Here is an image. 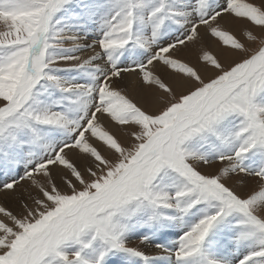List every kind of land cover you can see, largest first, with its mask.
Listing matches in <instances>:
<instances>
[{"label": "snow or ice", "instance_id": "obj_1", "mask_svg": "<svg viewBox=\"0 0 264 264\" xmlns=\"http://www.w3.org/2000/svg\"><path fill=\"white\" fill-rule=\"evenodd\" d=\"M261 91L264 0H0V264H264Z\"/></svg>", "mask_w": 264, "mask_h": 264}, {"label": "rangeland", "instance_id": "obj_2", "mask_svg": "<svg viewBox=\"0 0 264 264\" xmlns=\"http://www.w3.org/2000/svg\"><path fill=\"white\" fill-rule=\"evenodd\" d=\"M238 30V29H237ZM235 31V30H234ZM238 31H240V30H238ZM237 33V32H236ZM238 34L240 35H238L239 36V38L242 40V41H244V42H246V43H248V41L246 40V39H244L245 37L243 36V33L242 32H238ZM216 41H218V40H216ZM218 48L216 49V48H212L211 46H207L206 48H208L209 50H211V51H213V52H216V53H219L220 51H221V48H220V44H219V41H218V46H217ZM214 49V50H213ZM197 55H198V50L197 49H195V50H193L191 53H190V57L189 56H185V58L186 59H188V60H191L192 62H196V57H197ZM260 98H264V91H261V93H260ZM25 187H27V185H25ZM29 191H35L34 189H29ZM5 203H7V202H5ZM11 206V205H10Z\"/></svg>", "mask_w": 264, "mask_h": 264}, {"label": "bare ground", "instance_id": "obj_3", "mask_svg": "<svg viewBox=\"0 0 264 264\" xmlns=\"http://www.w3.org/2000/svg\"><path fill=\"white\" fill-rule=\"evenodd\" d=\"M237 33V36L239 35L238 32L240 33L241 31H238L237 29H234ZM240 36V35H239ZM238 36V37H239ZM244 36V35H243ZM245 39V38H244ZM204 46L207 47V46H211L212 48H218V41H216L215 38H212V37H206L205 38V41H204ZM196 48H192V49H189V50H186L184 52L181 53V55L185 58V56H189L190 53L195 50ZM214 50V49H213ZM190 57V56H189ZM254 186V185H253ZM0 200H3V198H0ZM3 202H7L6 200H3Z\"/></svg>", "mask_w": 264, "mask_h": 264}]
</instances>
